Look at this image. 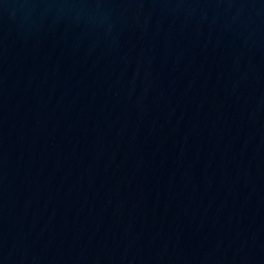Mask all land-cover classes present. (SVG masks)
<instances>
[{
  "label": "water",
  "instance_id": "95a60500",
  "mask_svg": "<svg viewBox=\"0 0 264 264\" xmlns=\"http://www.w3.org/2000/svg\"><path fill=\"white\" fill-rule=\"evenodd\" d=\"M0 264H264V0H0Z\"/></svg>",
  "mask_w": 264,
  "mask_h": 264
}]
</instances>
